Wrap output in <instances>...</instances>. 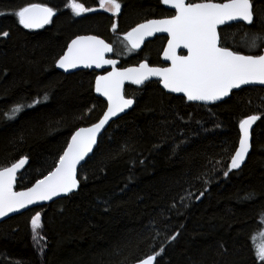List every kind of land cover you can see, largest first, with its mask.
<instances>
[{
    "label": "trees",
    "instance_id": "16d2710c",
    "mask_svg": "<svg viewBox=\"0 0 264 264\" xmlns=\"http://www.w3.org/2000/svg\"><path fill=\"white\" fill-rule=\"evenodd\" d=\"M32 2L57 11L52 25L38 31L18 25L15 9ZM119 2L117 16L78 19L70 0H0V33H9L0 35V168L29 158L17 189L53 170L73 132L106 108L94 93L92 72L57 69L67 41L78 32L109 38V24L127 33L166 13L162 0ZM253 2L255 12L264 13V0ZM224 29V44L235 50L264 46L250 49L244 35L264 34L260 19ZM159 43L149 42L130 60L157 62ZM126 94L136 104L100 137L79 170V190L0 223V264H131L161 248L155 264H264L255 243L264 228V87L242 88L213 105L187 102L158 81L129 85ZM17 104L25 107L7 119ZM250 115L260 116L251 152L242 168L228 171L239 121ZM37 212L44 237L39 246L30 224Z\"/></svg>",
    "mask_w": 264,
    "mask_h": 264
},
{
    "label": "snow or ice",
    "instance_id": "6c2138e0",
    "mask_svg": "<svg viewBox=\"0 0 264 264\" xmlns=\"http://www.w3.org/2000/svg\"><path fill=\"white\" fill-rule=\"evenodd\" d=\"M100 7L114 15H119L122 5L119 0H99ZM166 5L175 9V15L160 20H147L138 24L127 32L124 40L129 50L139 49L146 37L157 32H166L170 35L164 56L171 61L167 68L150 67L147 62L139 67L117 69V61L105 59V53L113 51L111 44L97 36H77L67 45V51L60 56L58 66L65 70L85 67H103L108 64L113 70L107 75L96 79L95 87L98 93L107 98V111L104 112L98 123L88 128H79L71 136L63 155L59 157L54 170L43 179L36 180L35 184L26 191H14L17 172L28 163L23 157L9 167L0 169V218L9 213L18 212L38 201L51 200L62 193H71L78 187L76 178L77 165L92 152L97 143V135L118 113L124 112L134 103L125 98L123 85L125 81L141 85L150 77H160L165 89L175 93H184L189 101L214 102L229 96L233 89L242 85L259 83L264 85V54L244 55L240 50L233 51L230 47L221 46V26H229L230 22L243 21L247 25L254 24L256 19L264 23V13L254 11L253 0H202V2L188 3L186 0H162ZM76 16L95 11L87 8L77 0H70L67 5ZM4 13H0L3 15ZM56 10L46 3H28L15 11L19 24L24 28H42L52 23ZM113 31L116 25H113ZM0 35L7 37L8 32ZM246 44L250 48L264 45V34L245 33ZM259 41V43H257ZM226 43V41H225ZM187 49V55H178L177 49ZM44 99H47L45 94ZM34 103H40L39 100ZM33 105H28L32 107ZM25 105L17 104L5 114L7 119H14ZM260 119V116L250 115L239 121L240 138L238 148L231 156L228 171L240 168L251 148V128ZM225 176L228 175L226 171ZM203 195V193H201ZM33 239L39 243L44 237L39 235L42 228L41 214L35 213L30 220ZM178 235V233H177ZM172 240L176 236L171 237ZM164 251L149 254L139 258L137 264H155L157 256ZM256 255L264 262V243H261Z\"/></svg>",
    "mask_w": 264,
    "mask_h": 264
},
{
    "label": "flooded vegetation",
    "instance_id": "af4514ba",
    "mask_svg": "<svg viewBox=\"0 0 264 264\" xmlns=\"http://www.w3.org/2000/svg\"><path fill=\"white\" fill-rule=\"evenodd\" d=\"M3 1H13V0H3ZM186 2H188V3H195V2H202V0H198V1H189V0H186ZM216 2H222V0H216ZM32 3H34V2H32ZM35 3H37V2H35ZM163 3V2H162ZM253 4H254V2H253ZM27 5V4H26ZM163 5H164V7L166 8L165 10H166V13H164V14H162V15H160V16H157V17H152V18H148V19H146V20H144V21H141V22H139V23H137L136 25H134L133 26V28L134 27H136L138 24H140V23H144V22H146L147 20H151V19H165V18H170L171 16H173V15H175V9H173V8H168L167 6H166V4H164L163 3ZM22 6H25L24 4L22 5V4H20V6L18 7V8H16L15 10L16 11H18L19 10V8L20 7H22ZM49 6V5H48ZM49 7H51V6H49ZM92 9H95V11H92V12H86V13H83L81 16H79V18L78 19H80V18H83V17H85V16H91V15H94V14H96V13H105V14H108V15H110L111 17H114V16H117V15H114L113 13H111V12H108L107 10H105L104 8H101L100 7V5L98 6V7H95V8H92ZM255 9H256V5L254 4V11H255ZM56 13H57V11H56ZM1 16V15H0ZM3 16V15H2ZM56 16H57V14H56ZM56 16H54L53 18H52V23H50V24H47V25H44V27H42V28H33V29H28V28H24L23 27V25H21V24H19V22H18V18H17V23H18V25L21 27V28H24V29H26L27 31H33V30H35V31H38V30H42V29H45L46 27H48V26H50V25H52L53 23H54V20H55V17ZM238 23H241V24H244V25H246V26H249V25H247V24H245L244 22H236V23H232V24H229V26H231V25H233V24H238ZM114 25V24H113ZM113 25L112 24H109V27H108V30H110V32L112 33V35H110V37L108 38L107 36L108 35H101V34H96V33H94V32H78L77 34H75V35H73L68 41H67V43H66V45H65V47L63 48V50H62V52L59 54V56H58V60H59V58H60V56H62L64 53H65V51L67 50V45L68 44H70V42L73 40V39H75L77 36H82V35H96V36H99V37H101V38H103L108 44H111L112 45V47H113V51H112V53L111 54H109L108 55V58H110V59H117V60H119L120 61V64L118 65V68H124V67H130V66H134V65H139L140 63H142V62H144V61H146V62H148L150 65H157V66H161V67H167V66H169L170 64L169 63H167V62H164L163 61V59H162V55H163V53H164V51H165V49H166V46H167V43H168V40H169V37L167 36V35H164V34H161V35H156V36H154L153 38H150V39H146L144 42H143V44L140 46V48L139 49H135V50H132V51H130L129 50V45H128V43H127V41H125L124 40V36H125V34L126 33H118V32H116V31H113L112 29H113ZM229 26H222L220 29H219V31H220V33H221V46H227V45H225L224 44V41H223V35H222V33L223 34H226L225 32H226V29H224V28H226V27H229ZM132 30V28L129 30V31H131ZM225 30V31H224ZM128 31V32H129ZM108 34H109V31H108ZM155 41V40H159V48H158V51H157V56H158V61L157 62H155V63H153V62H151L150 60H148L146 57L145 58H138V59H136V60H130L131 59V57L133 56V55H135V54H138L140 51H142L143 49H144V47L149 43V42H151V41ZM227 47H229V46H227ZM233 51H237V50H235V49H233L232 47H230ZM264 50V46L260 49V50H258V51H252V52H243V51H241L243 54H247V55H257V54H259V53H261L262 51ZM188 53H187V51L186 50H180L179 51V53H178V55H187ZM57 60V61H58ZM126 62H128V63H126ZM56 64H57V62H56ZM56 67H57V65H56ZM83 70H85V71H90V72H92L93 73V78H94V82H93V84H94V93H95V95H97L96 94V91H95V81H96V78L99 76V75H104V74H106V73H108L110 70H111V68H107V69H104V70H102V71H96V70H90V69H81V70H78V71H83ZM60 71V70H59ZM78 71H75V72H78ZM61 72H63V71H61ZM75 72H71V73H75ZM63 73H66V74H71V73H68V72H63ZM153 81H158L159 82V85H160V81L159 80H153ZM150 82V81H149ZM148 83V82H147ZM147 83H145V84H143V85H141V86H136V85H132V84H129V85H131V86H134V87H137V88H142L143 86H145ZM129 85H126V87L127 86H129ZM126 87H125V96L127 97V98H130V99H134L135 100V104H136V99L135 98H133V97H130V96H127V94H126ZM252 87H257V86H252ZM163 89V88H162ZM164 90V89H163ZM168 93V92H167ZM172 94V93H171ZM175 95V94H174ZM98 96V95H97ZM177 96H180V95H177ZM99 97V96H98ZM181 97H184V96H181ZM101 98V97H100ZM185 98V97H184ZM102 99V98H101ZM186 99V98H185ZM103 100V99H102ZM186 101H187V99H186ZM187 102H189V101H187ZM106 103V102H105ZM190 103H194V102H190ZM195 104H200V103H195ZM201 105H205V104H201ZM106 106H107V103H106ZM135 106V105H134ZM106 109V108H105ZM105 111V110H104ZM130 111V110H129ZM128 111V112H129ZM104 113V112H103ZM103 115V114H102ZM101 115V116H102ZM125 115V114H124ZM100 116V117H101ZM99 117V118H100ZM98 118V119H99ZM120 118V117H119ZM97 119V120H98ZM96 120V121H97ZM258 121V120H257ZM257 121H256V123H257ZM94 123V122H93ZM256 123H255V125H256ZM90 124H92V123H90ZM86 125H89V124H86ZM81 127V126H80ZM77 130V129H76ZM75 130V131H76ZM74 131V132H75ZM73 132V133H74ZM72 136V135H71ZM71 136H70V138H71ZM70 140V139H69ZM68 145V144H67ZM65 150V149H64ZM64 152V151H63ZM63 154V153H62ZM23 158V157H22ZM28 158V157H27ZM21 159V158H20ZM29 159V158H28ZM18 161V160H17ZM17 161H15V162H17ZM14 162V163H15ZM28 164H29V162H28ZM28 164L26 165V167L28 166ZM9 166H11V164L10 165H8V166H5V167H9ZM26 167H25V169H26ZM2 168H4V167H2ZM2 168H0V169H2ZM24 169V170H25ZM24 170L22 171V172H24ZM52 171V170H51ZM21 172V173H22ZM20 173V174H21ZM19 174V175H20ZM48 174V173H47ZM19 175H18V178H17V181H18V179H19ZM45 176V175H44ZM43 176V177H44ZM43 177H41V178H43ZM41 178H39V179H41ZM36 182V181H35ZM34 182V183H35ZM34 183L32 184V185H34ZM31 185V186H32ZM31 186H29V187H31ZM29 187H26V188H22V189H27V188H29ZM16 189H17V185H16ZM22 189H17V190H22ZM48 206V205H47ZM31 210V209H30ZM29 211V210H28ZM27 212V211H26Z\"/></svg>",
    "mask_w": 264,
    "mask_h": 264
},
{
    "label": "water",
    "instance_id": "95a60500",
    "mask_svg": "<svg viewBox=\"0 0 264 264\" xmlns=\"http://www.w3.org/2000/svg\"><path fill=\"white\" fill-rule=\"evenodd\" d=\"M168 8H172L170 5H166ZM166 19V18H165ZM151 20H160V19H151ZM236 22H240V21H233V22H230L229 24H232V23H236ZM241 22H243V21H241ZM245 24H246V22H244ZM222 27V26H221ZM218 31H219V29H218ZM161 34H164V35H167L168 37H169V39L171 38L170 37V35L168 34V33H166V32H157V33H155L153 36H150V37H146L145 38V40L146 39H150V38H153L154 36H156V35H161ZM82 36H96V35H82ZM97 37H99V36H97ZM100 39H103V38H101V37H99ZM104 40V39H103ZM144 40V41H145ZM105 41V40H104ZM106 42V41H105ZM71 43V42H70ZM107 43V42H106ZM143 44V43H142ZM141 44V45H142ZM167 46H168V43H167ZM167 46H166V49H167ZM165 49V50H166ZM180 50H186L187 51V49H184L183 47H181V48H179V49H177V54L179 53V51ZM67 51V50H66ZM65 51V52H66ZM112 52H110V53H105V59H110V58H108V55L109 54H111ZM243 54V53H242ZM259 54H264V50L261 52V53H259ZM244 55H247V54H244ZM258 55V54H257ZM162 59H163V61L164 62H167V63H169L170 65L169 66H167V67H170L171 66V61L170 60H167L166 58H165V56H164V53H163V55H162ZM114 60H116L117 61V64H116V68L117 69H120V70H122V69H124V68H131V67H139V65L141 64H139V65H134V66H130V67H124V68H118V65L120 64V61L119 60H117V59H114ZM58 62V61H57ZM146 61H144V62H142V63H145ZM148 63V62H147ZM57 65V69L58 70H60V71H63V72H68V73H71V72H75V71H78V70H81V69H90V70H96V71H102V70H104V69H107V68H111V70L109 71V72H111L112 70H113V66L112 65H108V64H105V65H103V67H96L95 65H92L91 67H85L84 65H79L77 68H73V69H68V70H65V69H63V68H60L59 66H58V63L56 64ZM148 65L150 66V67H156V68H167V67H161V66H157V65H150L149 63H148ZM104 75H107V73L106 74H104ZM104 75H99V76H104ZM98 76V77H99ZM97 79V78H96ZM153 80H159L160 81V86L166 91V92H168V93H172V94H175V95H180V96H184L186 99H187V97H186V95L184 94V93H175V92H171L170 90H168V89H165L164 87H163V83H162V80H161V78L160 77H150L148 80H146L143 84H145V83H147V82H149V81H153ZM95 83H96V81H95ZM129 84H132V85H136V84H133L131 81H125V83H124V85H123V94H124V96H125V87H126V85H129ZM143 84H141V85H143ZM141 85H136V86H141ZM252 86H257V87H264V85H261V84H259V83H254V84H249V85H242L241 86V88H239V89H233L232 90V92L229 94V96H227V97H224V98H222V100H218V101H214V102H205V101H189L188 99H187V101H189V102H194V103H200V104H205V105H213V104H217V103H220V102H223V101H225V100H227L231 95H232V93L234 92V91H237V90H240V89H242V88H245V87H252ZM95 91H96V87H95ZM96 94L99 96V97H101L107 104H108V102H107V98L105 97V96H103L101 93H98L97 91H96ZM125 98H127L126 96H125ZM127 99H130V98H127ZM133 101H134V103H133V105L131 106V107H129V108H127V109H125L124 110V112H121V113H118L115 117H112L110 120H109V122L104 126V128L100 131V133L97 135V143H96V145H94L93 146V150H92V152H90L86 157H85V159L84 160H82L81 162H80V164H78L77 165V170H76V172H77V175H76V178H77V180L79 181V177H78V174H79V170H80V168L87 162V160L90 158V157H92L93 156V154H94V152H95V149H96V147L98 146V143H99V139H100V137L104 134V132L109 128V126L111 125V123L113 122V121H115V120H117L119 117H121V116H123L124 114H126L129 110H131L133 107H134V105H135V100L134 99H132ZM107 111V106H106V109H105V111L104 112H106ZM104 114V113H103ZM103 116V115H102ZM102 116L99 118V119H101L102 118ZM247 118V117H246ZM99 119L97 120V121H95L94 123H92V124H89V125H85V126H81V127H79V128H88V127H91V125H93V124H95V123H98L99 122ZM256 123V122H255ZM255 123L252 125V128H251V148H252V140H253V135H252V133H253V129H254V127H255ZM78 128V129H79ZM77 129V130H78ZM76 130V131H77ZM75 133V132H74ZM73 133V134H74ZM72 134V135H73ZM71 141V138H70V140H69V142ZM68 142V143H69ZM66 148H67V146H66ZM66 148H65V150H66ZM251 148H250V151H249V153H248V155L246 156V158H245V161L241 164V166H240V168H242V166L246 163V161H247V158H248V156H249V154H250V152H251ZM64 150V151H65ZM63 155V154H62ZM28 162H29V159H28ZM16 163V162H15ZM28 164V163H27ZM26 164V165H27ZM26 165L24 166V168H22V169H20L18 172H17V178H18V175L25 169V167H26ZM240 168H238V169H240ZM54 170V169H53ZM47 175V174H46ZM45 175V176H46ZM41 179H43V178H41ZM35 184V183H34ZM16 185H17V179H16V184H15V187H14V191H17V192H19V191H26L27 189H22V190H17L16 189ZM33 186V185H32ZM31 186V187H32ZM30 188V187H29ZM79 188H80V181H79V184H78V187L76 188V189H74L71 193H67V194H61V195H59V196H56V197H53L51 200H47V201H38L37 203H35V204H33V205H29L27 208H25V209H20L18 212H14V213H9L8 214V216H6V217H3V218H0V223H2V222H4V221H6V220H8L9 218H12V217H14V216H16V215H19V214H22V213H24V212H26V211H28V210H30V209H33V208H37V207H43V206H47V205H50L51 203H53L54 201H56V200H58V199H60V198H64V197H67V196H69V195H71V194H73V193H76L78 190H79ZM131 264H137V262H134V263H131Z\"/></svg>",
    "mask_w": 264,
    "mask_h": 264
},
{
    "label": "rangeland",
    "instance_id": "374dc122",
    "mask_svg": "<svg viewBox=\"0 0 264 264\" xmlns=\"http://www.w3.org/2000/svg\"><path fill=\"white\" fill-rule=\"evenodd\" d=\"M259 48L260 47H258V48H250V49H252V50H258ZM255 243H256V250H257L258 246L261 243H264V228L260 231V233L258 234V236L255 238Z\"/></svg>",
    "mask_w": 264,
    "mask_h": 264
},
{
    "label": "bare ground",
    "instance_id": "6f19581e",
    "mask_svg": "<svg viewBox=\"0 0 264 264\" xmlns=\"http://www.w3.org/2000/svg\"><path fill=\"white\" fill-rule=\"evenodd\" d=\"M252 149V148H251Z\"/></svg>",
    "mask_w": 264,
    "mask_h": 264
}]
</instances>
